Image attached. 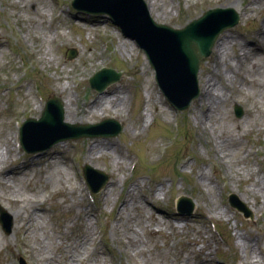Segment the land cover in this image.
<instances>
[{
  "label": "rangeland",
  "instance_id": "374dc122",
  "mask_svg": "<svg viewBox=\"0 0 264 264\" xmlns=\"http://www.w3.org/2000/svg\"><path fill=\"white\" fill-rule=\"evenodd\" d=\"M72 1L0 0V145L3 159L6 148L12 146L13 118L22 123L41 117L42 110L29 114V109L39 105L32 90L35 79L46 100L57 97L62 101L65 122L81 126L103 123L102 133L108 135L117 131L115 122L123 127L115 136L87 134L77 140L64 137L60 144L40 157L26 159L21 153L16 159L17 155L12 154L13 159L7 164L3 162L7 171L0 173V206L11 216L12 229L6 234L0 225V237L4 239L0 238V264H17L20 257L25 264H264V210H258L254 198L245 195V188L253 182L250 169L254 170V178L263 180L264 187V0H256L259 5L252 0H213V3L212 0H164L169 11L167 17L149 12L157 24L176 29L217 8H230L239 17L238 24L228 32L237 42L230 59L240 70L232 83L221 84V88L234 97L220 105L218 119L211 125L205 119L206 127L195 119L201 111L200 104L203 106L200 95L188 109L176 111L159 92L155 70L136 41L126 37L114 22L110 23L107 15L91 16L78 11ZM152 1L145 2L148 6ZM234 1L237 10L229 6ZM43 9H47L44 15ZM244 38L256 45L251 46L253 49L247 48L253 60L241 57L238 45ZM103 40L109 42L107 50ZM121 42L130 44V52L124 55L120 52ZM11 45L25 57L27 70L22 71L24 68L10 56L8 47ZM215 46L213 53L200 63L199 90L212 71L206 73L205 68L216 66ZM70 48L78 53L72 60L67 59ZM256 64L259 73L253 74L250 69ZM101 67L122 72L119 81L100 94L112 98L123 90L125 100L121 114L109 109L91 118L87 116V123L70 122V117L66 120L63 104L66 101L69 105L68 98L72 97L78 104L88 101L89 97L91 104L98 99L94 97L98 93L89 79ZM64 85L68 87L67 97L59 90ZM149 94L152 98L150 110ZM79 106L78 110H89ZM238 107L242 110L240 116L236 114ZM145 113L148 117H156L148 127H144L146 120L142 121ZM90 131L96 134L97 129ZM231 135V139H227ZM98 141L109 145L110 154L107 158L87 162L90 155H96L91 147ZM222 141L232 154L225 165L219 164L214 157L216 152L212 151ZM54 152L56 154L52 155ZM126 152L136 163L135 169L125 158ZM74 154L78 155L70 163L72 170L65 168L58 156L70 158ZM113 157L120 158L124 164ZM85 166L108 175L107 183L95 195V207L87 193L82 198L78 193L79 185L86 186L85 182L80 184ZM116 166L121 169L114 172ZM16 167L22 172H15ZM55 168L62 170L63 175ZM230 168L235 174H231ZM200 169H205L216 189L201 183ZM52 175L54 179L47 180ZM45 192L50 195L48 198L43 197ZM28 197L30 200L26 201ZM37 197L41 198L38 203L35 202ZM181 198L191 201L183 207L184 210L195 209L193 215L177 212L176 202ZM261 199L264 200V191ZM236 201L251 212L249 217L236 207ZM22 207H25L22 215L16 216ZM219 211H224L226 216ZM36 217L39 226L32 228L37 231V238H34L30 228ZM210 220L217 224L227 242H221L223 239L217 236L218 240L214 239L220 246L211 243L209 248L203 249L205 243L213 240ZM219 231L214 232L219 235ZM21 232L29 240L22 239ZM238 233L256 246L262 263H253L243 247L238 246L240 240L235 236ZM98 236L100 253L89 255L87 251L99 241ZM24 243L33 248L29 250L31 253H23ZM214 254L220 255L222 263L215 262ZM113 255L119 259L115 260Z\"/></svg>",
  "mask_w": 264,
  "mask_h": 264
},
{
  "label": "water",
  "instance_id": "95a60500",
  "mask_svg": "<svg viewBox=\"0 0 264 264\" xmlns=\"http://www.w3.org/2000/svg\"><path fill=\"white\" fill-rule=\"evenodd\" d=\"M79 1V0H78ZM77 1V2H78ZM101 4H94L90 11H96L101 7V11L109 13L123 27V30L134 37L138 43L145 49L151 65L159 73V82L169 99L180 109L186 110L191 102L199 97L198 75L199 65L203 58L211 54L219 35L238 23V15L232 9H212L204 13L200 18L192 21L183 29L157 24L151 20L144 11H140L132 0H96ZM96 13V12H95ZM224 14L226 19L219 21L217 18ZM77 56L75 49H70V59ZM122 73L113 69H103L94 76L91 84L100 92L104 91L109 85L117 82ZM58 104L57 126L67 127L70 130L79 129L83 132L74 138L86 136L90 129H101L96 131V136H115L122 125L118 122V129L114 134L108 135L102 133L104 124L94 126L71 125L63 122V109ZM242 110L239 109V115ZM31 125L37 124V120H31ZM93 134L92 132L90 133ZM86 178L89 186L94 191H99L108 181V175L103 171L86 167ZM177 210L191 214L193 210H184L183 204H191L189 199L181 198L177 200ZM240 211L246 213L249 217L251 212L247 208L234 202Z\"/></svg>",
  "mask_w": 264,
  "mask_h": 264
},
{
  "label": "bare ground",
  "instance_id": "6f19581e",
  "mask_svg": "<svg viewBox=\"0 0 264 264\" xmlns=\"http://www.w3.org/2000/svg\"><path fill=\"white\" fill-rule=\"evenodd\" d=\"M231 1V0H230ZM254 3L258 4V1L256 0H252ZM164 0H153L151 3L148 2V7L150 9L151 13L156 12L159 16H168L169 15V11L165 8L164 6ZM213 3V0H212ZM223 3H220L219 6H222ZM237 2L234 1L232 3L229 4V6H233L236 10H237ZM259 8V6H258ZM47 11V9H43L42 10V15L46 14L45 12ZM263 13V24H264V10L262 11ZM241 18V17H240ZM236 37L233 36L231 33H226L222 36V38L216 43L215 49L214 51L216 52V66L213 67H206L205 71L206 73H208L209 71H211L209 73V75L206 78V80L204 81V83H202L199 94L202 98L203 101V106L200 104V108L201 111H199L196 115H195V119L197 121L198 124H201V126L206 127V121H210V124H212L213 120H217V113L219 112L220 109V105L225 101L228 100H232L234 96H232L230 94V92H226L227 90L221 88V84L222 83H232L233 78H237L238 77V72L240 70V66L233 64L231 59H230V52L233 49V46H236ZM253 43V42H252ZM251 46H256L254 44L250 43V39H243V42L241 44L238 45L239 47V51L241 53V57L246 59V61L249 60L248 57H250V60H253V56H251L252 52H248L247 48L249 49H253ZM118 48L121 50L120 52L124 55V53L130 52V50L132 49V47L130 46V44L127 42H121L118 45ZM90 49V48H89ZM124 51V52H122ZM260 51H263V49L260 48ZM240 57V60L242 61L243 59ZM240 61V62H241ZM256 66V67H255ZM254 67H252L250 69V72L254 73H259V69H258V64H256ZM92 79H94V77H90L89 82L91 83ZM228 84V83H227ZM226 85V84H225ZM33 90V89H32ZM60 92L62 95H65L66 97L68 96V87L67 86H62L60 87ZM100 92V91H99ZM98 92V93H99ZM69 93H70V88H69ZM108 93L112 94L113 92L108 91ZM100 94H104V93H100ZM123 90L122 92H120V94H114L112 96L114 97H103V96H99V98L97 100H94L91 104V99L89 97L88 101H85L83 104L79 103L80 105H82L85 109H88L87 111H82V110H78L77 107L80 108L79 104L77 103V100L73 99L72 97L68 98L69 100V105H67V102L64 101V106H65V119L68 120V118L70 117V122H85L87 120V116H90V118L92 116L95 115H99L100 112L109 110V109H113V111L117 114H121V110L120 108L123 105V101L125 100V95H123ZM44 96H46L44 94ZM94 97L96 98V95H94ZM93 99V98H92ZM60 101V107L62 106V101L57 98V97H51L50 99L46 100L45 98V106H47L48 108L56 111L57 113L60 114L59 111H57L58 108V104L56 102ZM152 102V98L151 95L149 94L148 98H147V104L149 105V110L152 108L151 105ZM160 104H161V100H160ZM76 105L77 107L73 106ZM38 107H33L31 109H29V114H34L40 110L44 109V105H37ZM75 107V109L72 108ZM162 106L164 107V104H162ZM176 111H180V109L175 106L174 108ZM75 110V111H74ZM165 110V109H164ZM167 110V109H166ZM169 110H167L168 112ZM171 112V111H169ZM174 113V112H173ZM55 114H53V117L51 118V120L49 122H45V126H47V128H50L51 126H56L57 125V119L54 117ZM176 115V116H175ZM174 117L176 119H179L177 114H174ZM215 117V118H214ZM54 118V120H53ZM149 118V119H148ZM156 117H148L147 114L145 113V115L142 114V121L146 120V123L144 124V127H148L150 125L153 124L154 120ZM206 119V121H205ZM87 123V121H86ZM235 134V133H234ZM231 136H228L227 139H231ZM15 139H16V135L13 133L11 136V143L12 146L10 145V149L7 147L8 142L5 143V147L6 148V153L3 159V148L0 145V173H5V170L3 167V162L5 164L8 163V161L10 160V158L13 159V155L16 153V147H15ZM92 146V145H91ZM92 152L96 151V155H90L89 158H87V162H92L95 160V158H107L108 155L110 154V148L108 144L102 143L101 141H98L95 145H93L91 147ZM12 151V153H11ZM214 152H216L214 154V157L219 161V164H226V161H228V158H231V151L230 149L227 147V144L225 141L219 142L217 143V147L216 150L214 148V150H212ZM56 154L55 152L52 153V155ZM114 160L118 163H123L124 161L121 160L120 158L118 159V157H113ZM125 158L130 161V164H133V158L129 155L128 152H126ZM11 159V160H12ZM57 161L54 162V164H56ZM16 171L15 172H22V170L18 167L15 168ZM121 168L119 166H116L114 169V172L117 170H120ZM230 172L231 174H235L233 168H230ZM56 172H60L62 174V170H57L56 168L54 169ZM253 173L254 170L250 169L249 170V175L252 177V184L248 187L245 188L246 192L245 195L248 198H254V205L258 210H264V200L261 199L262 193L264 191V187H263V180L259 177L254 178L253 177ZM236 174H239V171H236ZM63 175V174H62ZM64 175H66V173H64ZM199 177L201 180V183L205 186H212L214 189H216V185H213V182L210 180V178H208L206 176V172L205 169H200L199 170ZM53 175L48 177L47 180H53ZM243 179V178H241ZM138 186V184H136V187ZM45 194V193H44ZM43 194V195H44ZM45 198V195L43 196ZM38 199L35 200V202H39L41 200V198L37 197ZM30 198H26V201H29ZM145 202H147V200H145ZM123 204V202H122ZM39 204H37L38 206ZM137 205V204H136ZM253 207V206H252ZM25 207H22L20 209L17 210V212L15 213L16 216H21L23 213V209ZM125 208V207H123ZM254 208V207H253ZM43 210V209H40ZM255 211H257L255 209ZM44 213L46 211H43ZM220 215H225L224 211H219ZM167 215V214H166ZM168 216V215H167ZM226 216V215H225ZM169 217V216H168ZM15 218V217H14ZM175 218V217H173ZM3 222L6 226H8V224L12 221L10 215L5 214L3 217ZM171 222V221H170ZM98 223V222H97ZM172 223V222H171ZM170 223V224H171ZM99 224V223H98ZM35 225L39 226V220L38 217H36V221H34L32 227L30 228V232L34 235V238H37V231L35 229H32ZM174 227V224L172 225V228ZM29 228V227H28ZM24 232L27 233V231L25 229H21ZM24 232H21V238L24 240H29V238L25 235ZM211 238L213 240L208 241V243H205L204 246H202L203 249H207L210 247L211 243H214L215 246H220V244L214 239V237L218 240V237L216 236L215 233L211 232ZM237 240H240V242L238 243V246H242L244 251L247 252V254H249L250 259L253 260V263H262V260L257 256L256 254V246L253 245L251 242H248L247 240H245V236H242L241 234H236L235 235ZM2 240H4L2 237H0ZM91 240L94 242V238ZM259 245H261L262 243L258 242ZM85 244V243H84ZM23 245H25L23 248V253L29 254L31 253L30 251H32V247L28 246V243H24ZM41 247V245H40ZM83 247V244H82ZM98 245L95 243L93 244L89 250L87 251V253L89 252V255H91V253H94L95 256L99 255V250H98ZM30 250V251H29ZM248 250L250 253H248ZM138 252H141V249L138 248L137 250ZM20 253V251H18ZM214 257V256H213ZM113 258H115V260H118V256L117 255H113ZM72 259V257H71ZM73 260H77V259H73Z\"/></svg>",
  "mask_w": 264,
  "mask_h": 264
}]
</instances>
